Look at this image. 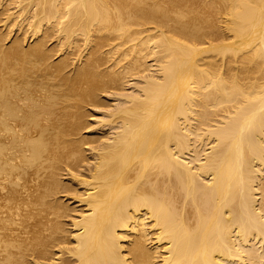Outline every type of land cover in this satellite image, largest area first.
Listing matches in <instances>:
<instances>
[{
	"label": "bare ground",
	"instance_id": "obj_1",
	"mask_svg": "<svg viewBox=\"0 0 264 264\" xmlns=\"http://www.w3.org/2000/svg\"><path fill=\"white\" fill-rule=\"evenodd\" d=\"M0 264H264V0H0Z\"/></svg>",
	"mask_w": 264,
	"mask_h": 264
},
{
	"label": "rangeland",
	"instance_id": "obj_2",
	"mask_svg": "<svg viewBox=\"0 0 264 264\" xmlns=\"http://www.w3.org/2000/svg\"><path fill=\"white\" fill-rule=\"evenodd\" d=\"M11 29L13 30V35H14V34H17V32L19 31V26H14L13 28L11 27ZM17 30H18V31H17ZM102 131H103V132H107V131H109V130H108V127H107V128H102V129L98 130V133H99V132L101 133ZM103 132H102V133H103ZM102 133H101V134H102Z\"/></svg>",
	"mask_w": 264,
	"mask_h": 264
}]
</instances>
